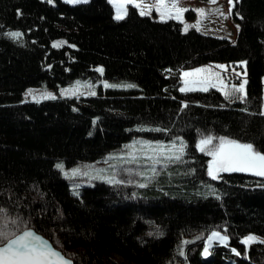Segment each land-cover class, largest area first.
I'll list each match as a JSON object with an SVG mask.
<instances>
[{
  "label": "trees",
  "instance_id": "1",
  "mask_svg": "<svg viewBox=\"0 0 264 264\" xmlns=\"http://www.w3.org/2000/svg\"><path fill=\"white\" fill-rule=\"evenodd\" d=\"M128 10L115 20L108 0H0V230L32 228L74 264H264V242L242 243L264 238V177L213 180L196 148L211 134L264 153V0H234L233 43ZM209 63L244 64L243 102L179 91L181 69ZM77 79L134 87L23 101L28 87ZM134 138L182 141L184 155L145 187L94 179L72 190L57 168L101 161ZM214 231L223 244L208 240Z\"/></svg>",
  "mask_w": 264,
  "mask_h": 264
},
{
  "label": "snow or ice",
  "instance_id": "2",
  "mask_svg": "<svg viewBox=\"0 0 264 264\" xmlns=\"http://www.w3.org/2000/svg\"><path fill=\"white\" fill-rule=\"evenodd\" d=\"M110 3H113L116 7V20L124 19L128 14V6L131 5L135 9H139V14L141 16L149 15L151 12V6L144 5L137 2V0H109ZM215 2V0H211ZM229 3V13L232 10L233 0H228ZM145 8H148L146 11ZM175 10V14H172V10ZM155 10L159 14L161 21L167 16L168 19H177L182 20V14L187 11L185 8L178 7V0L171 4V8L166 3V0H156ZM200 14L204 13V9H196ZM189 25H185V31H187ZM199 30V24L192 25ZM21 33L19 32H10L8 36L11 38L20 37ZM56 46L55 44L53 45ZM216 67L224 69V65H217ZM96 71L103 73L102 68H97ZM170 71V70H169ZM209 69L200 68L195 69L192 72L182 73L183 85L179 88V91L182 93L188 92H208L210 89L215 88L217 91H221L225 100L235 101L240 100L244 101L246 98V93L244 91L245 83H241L239 87L235 85L228 87L226 84L219 82V74L212 73L209 76L200 77L198 79H186L187 77H195L199 73H207ZM214 75L217 77V80H213L211 76ZM79 82H77V86ZM76 87L72 89H62L61 94L65 95L68 92L75 94ZM105 88L109 87H120V85L113 84H104ZM127 87H134V85H127ZM241 93L242 95H237ZM29 95L31 90H29ZM91 95H95V92H90ZM47 99H55L51 93H46L45 97ZM183 107H187V104H184ZM264 115V112L260 113ZM214 141H218L215 142ZM127 148L132 149L130 154V159L127 160V163H133L136 161L135 156V147L126 146ZM185 145L181 141L180 145L177 146L175 143L171 147L166 148L164 145L157 144L153 146L150 143H144L141 145V150L151 151L154 155L148 156L145 154V158L152 160L154 164L161 163V157L166 161H180L184 155ZM196 148L206 155L211 157V160L208 161L207 173L213 180L217 179L218 173L220 172H251L254 175L264 177V153L255 150L252 144L241 143L235 139H230L225 136L214 137L211 134L203 136L198 143ZM174 150V151H173ZM115 157H109L108 159H114ZM58 168H62V165H57ZM123 171V169H122ZM130 172V170H128ZM155 174L156 169H152ZM81 174L79 169H73L72 175L75 176ZM86 174V173H84ZM67 175V173H66ZM107 182L120 184L124 181L118 179L117 176H112L106 178ZM131 182V181H129ZM139 187H145V184H139ZM75 194V193H74ZM3 209H0V212H3ZM15 223V220L12 221ZM214 237H218L220 242L226 240L225 236H221L218 232H212L208 237V240L211 241ZM251 242H256L254 236L246 237L242 243L248 244ZM264 242V241H262ZM235 251V250H233ZM208 247L205 246L204 254L207 255ZM183 254V253H181ZM0 264H71L70 260L65 259L60 252L55 251L47 242L42 240L34 231L25 230L23 234L16 235L15 238H11L5 231L0 230Z\"/></svg>",
  "mask_w": 264,
  "mask_h": 264
},
{
  "label": "rangeland",
  "instance_id": "3",
  "mask_svg": "<svg viewBox=\"0 0 264 264\" xmlns=\"http://www.w3.org/2000/svg\"><path fill=\"white\" fill-rule=\"evenodd\" d=\"M87 1L88 0H67V2L71 4L83 3ZM137 2L151 6L150 14L145 16H149L155 20H161L159 14L155 10L156 0H137ZM174 2H177V0H166V3L169 5L170 8H171V4ZM110 4L113 8L114 19H115L116 7L114 6L113 3ZM178 7L185 8L187 9V11H185L182 14V20H177V19H172V20L180 22L183 27V30H185V25H189L187 31L194 29L204 35L223 38L231 43L235 42L238 33V26L232 18L234 0L232 5V10L230 13H229L228 0H215L214 3L211 2V0H178ZM196 9H204V13L200 14L197 11H195ZM136 10L139 13V9ZM145 10L147 11L148 8H145ZM172 14L173 15L175 14L174 9L172 10ZM164 20H169V19L166 16ZM197 23L199 24V30H197L196 27H192V25H196ZM54 44L56 45L55 47H60L61 45L65 44V41L62 39L56 40L52 42V45ZM217 65H224L225 68L224 69L218 68L216 67ZM97 68H101V67H97ZM200 68H207L209 69V72L199 73L195 77H187L186 79L189 80L198 79L200 77L209 76L212 73H218L219 82L226 84L228 87H231L233 85L239 87L241 83H245V68L243 63H231V64L209 63L193 68L181 69V86L183 85V79H185L184 77H182V73L192 72L193 70ZM211 78L214 81L217 80V77L214 75H212ZM77 82H79L78 87H76ZM105 83L120 85V87H109L116 89H122V88L127 89L129 88L127 87V85H132L125 82H108L105 80L94 82L87 79H77L69 85L58 86L57 88H49L46 85L42 84L39 86L28 87L23 93V101L38 102L42 100H48L47 98H44L46 93H51L53 96H55V99L93 96L90 94V92H95L96 95L99 89H106L104 87ZM263 85H264V78H263ZM74 87H76L75 94H73L71 91L65 95L61 94L62 89H72ZM29 90H31L30 95L28 94ZM244 91H245V86H244ZM237 95H242V94L238 93ZM263 112H264V101H263ZM144 143H150L153 146L160 144V145H164L166 148H169L172 145V144L169 145V144L151 141L146 138H134L133 140H130L128 143L124 144L120 148V150L106 156L101 161L79 163L69 167L65 166L62 163H57V165H62V168H58V167L57 168L60 170L63 176L73 181H76V183H72L71 186L72 190L74 188H77L78 186L89 184L91 180L94 179L106 180V178H110L114 175L117 176L118 179H122L124 181L123 184L124 183L129 185L139 184L142 178H147V175L149 176V174L153 172L152 171L153 168L157 169V166L159 164L167 162L162 157L160 158L161 163L158 164H154L152 160L146 159L145 154H147L148 156H152L154 154L151 151H147V153H145V151L141 150V145ZM132 145H134L135 147L134 154L137 159L133 163H127L126 161L130 159V154L132 153L133 150L127 148L126 146H132ZM109 157H115V158L108 159ZM73 169H79L81 174H77L73 176L72 175ZM128 170H130V172ZM254 237L256 238V242H260L264 240V238H260L257 236ZM216 240L219 239L217 237H214L211 241L213 242ZM207 247L209 249V245H207Z\"/></svg>",
  "mask_w": 264,
  "mask_h": 264
},
{
  "label": "water",
  "instance_id": "4",
  "mask_svg": "<svg viewBox=\"0 0 264 264\" xmlns=\"http://www.w3.org/2000/svg\"><path fill=\"white\" fill-rule=\"evenodd\" d=\"M218 174H219V173H218ZM25 230H32V231H34L39 237L42 238V240H44L45 242H47V243H48V244H49V245H50L55 251L60 252L61 255H62L65 259L70 260V261H71V264H74L73 261H72L71 259H69L68 257H66V256H65V255L59 250V249L55 248L54 245L51 243V241L48 240L47 238H45L43 235H41L40 233L36 232V231H35L34 229H32V228H28V229H25ZM25 230H23V231H25ZM23 231L17 233L16 235H21V234H23ZM16 235H14L12 238H15Z\"/></svg>",
  "mask_w": 264,
  "mask_h": 264
}]
</instances>
